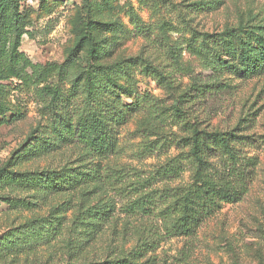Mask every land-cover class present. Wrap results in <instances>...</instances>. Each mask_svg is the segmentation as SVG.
I'll list each match as a JSON object with an SVG mask.
<instances>
[{"label": "rangeland", "instance_id": "374dc122", "mask_svg": "<svg viewBox=\"0 0 264 264\" xmlns=\"http://www.w3.org/2000/svg\"><path fill=\"white\" fill-rule=\"evenodd\" d=\"M197 3L215 7L206 11L185 8ZM22 9L30 14L20 50L32 62L65 64L84 35L83 26L102 24L91 29L102 48L100 64L140 56L164 66L175 88V92L163 89L134 66L119 80L132 91L123 102H131L135 95L141 100L144 95L147 102L167 109L179 93L189 92L193 80L203 85L215 75L213 62L188 50L194 29L215 33L247 24L264 27V0H25ZM180 12L186 15L184 22L177 19ZM135 18L142 33L135 28ZM88 46L84 43L69 70L66 67L69 79L85 67ZM171 48L177 50L184 72L172 69ZM215 80L228 87L201 97L190 92L194 97L184 107L212 128H238L237 133L247 137L241 149L256 158L257 166L247 194L239 202L223 205L193 238L166 235L158 215L160 206L143 216L125 211L136 198L131 184L148 177L177 153L173 146L166 147L178 129L171 121L155 130L157 125L147 121V113L140 109L117 128L118 150L107 160L92 159L82 147L59 140L48 150L33 152L24 143L34 129L49 125L42 109L46 102L36 89L16 93L14 102L23 118L0 125V168L16 160L8 164L11 170L27 174L28 180L33 178L30 173L35 178L31 185L0 179V264L99 262L123 256L135 247L159 264H264V72L244 79L225 73ZM61 88L65 101L80 107L86 104L80 86L73 88L64 79ZM147 128L158 135L147 137ZM149 142L154 143L153 152L141 157V148ZM41 173L55 179L61 174L69 184L59 190L58 184L54 187L38 176ZM93 173L95 179L86 176ZM79 174L83 180L77 182ZM188 178L185 172L182 180ZM158 187L160 191L156 184L152 189ZM142 192L151 193L147 188Z\"/></svg>", "mask_w": 264, "mask_h": 264}, {"label": "trees", "instance_id": "16d2710c", "mask_svg": "<svg viewBox=\"0 0 264 264\" xmlns=\"http://www.w3.org/2000/svg\"><path fill=\"white\" fill-rule=\"evenodd\" d=\"M24 1L0 0V125L23 118L17 102H14L17 101L15 94L30 89H36L45 100L42 109L49 120L46 128L39 126L33 130L24 146H30L33 152H40L50 149L58 140L59 143L73 142L86 150L92 159L107 160L118 150L117 128L134 118L141 109L147 113L146 120L157 125L153 127L155 130L162 128L168 120L178 127L172 144L166 145L167 148L173 146L177 153L156 166L148 177L137 178L131 184L136 198L125 206L129 215H148L160 206L158 215L166 235L193 238L201 225L215 217L223 205L239 202L247 194L253 170L257 166L256 158L248 157L241 149L247 137L239 135L238 128H212L208 121L200 119L198 114H190L184 106H190L189 98L194 97L190 92L201 97L207 92L228 87L215 80L225 73L236 79H244L264 72V27L247 24L215 33L194 29L187 41L188 50L213 62L215 75L210 77V83L203 85L193 80L187 93L178 94L179 89H176L178 95L167 109L159 103L147 102L144 95L141 100L135 95L131 102H123V98L130 97L132 91L120 84L119 80L126 78L134 66L139 67L140 74L155 80L163 89L175 92V88L164 66L140 56L100 64L102 48L93 39L91 29L102 24L87 22L83 26L84 35L71 49L65 64L32 62L20 50L22 37L27 34L25 26L30 14L22 9ZM214 7L207 3L185 6L187 10L193 8L194 11ZM180 13L177 19L184 22L186 15ZM133 23L136 30L142 33L138 19H133ZM84 43L89 45L85 67L69 79V66L80 55ZM176 51L171 48L169 52L173 60L172 69L184 72L186 68L180 65ZM64 79L70 81L73 88L80 86L84 90L86 104L83 107L64 100L61 88ZM152 130H144L147 137L156 136L157 132ZM153 146L152 142L145 144L140 150L141 157L152 153ZM14 162L16 160L0 168V179L31 185L35 174L30 173L33 178L28 180L27 174L11 170L10 165ZM185 172H189L188 181L182 180ZM81 175L76 176L77 182L83 180ZM38 176L53 182L54 187L58 184L59 190L69 184L66 176L61 174L56 179L42 173ZM86 176L97 177L94 173ZM155 184L161 186L160 191L159 187L152 189ZM144 188L151 195L142 192ZM144 252L135 247L118 258L82 264H159Z\"/></svg>", "mask_w": 264, "mask_h": 264}]
</instances>
